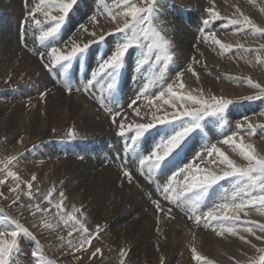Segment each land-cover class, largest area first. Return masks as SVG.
Here are the masks:
<instances>
[{
  "label": "rangeland",
  "instance_id": "rangeland-1",
  "mask_svg": "<svg viewBox=\"0 0 264 264\" xmlns=\"http://www.w3.org/2000/svg\"><path fill=\"white\" fill-rule=\"evenodd\" d=\"M19 2L20 5L18 7L22 13L20 11L13 13L11 8H13L14 5L11 0H0V25H6L14 19L12 21V23L16 22L14 23V41H16V45L19 47V52L16 51L17 55L15 57H6L8 49L0 45V109H2L0 110V179L5 181L0 184V221H3L4 216H8L18 220L25 227H28L36 237V241H38L43 248L45 258L54 261V264H121V261H123V264H168V262L169 264H197L193 258V248H195L198 254L202 251L200 255L206 256L212 264H254L261 255H264V253L257 251V249L264 248V239L257 240L255 236L243 231L245 223L257 225L264 224V212L260 211L259 208L256 210L245 209L247 215H244L243 212L240 213V220L238 221L239 231L250 243H245L240 240L238 236L233 237L228 234L220 236L216 231H213L211 227H208L209 229L207 227H202L203 222L202 226L199 225L200 227L195 223L194 225L199 228H204V231L210 234L209 237H203L201 235L198 237V235L189 234L187 231L182 233L183 231L181 228L183 224H175L173 219L178 211L176 213L175 210L172 211V213H174H171L169 216L166 215L167 213L164 214L166 209L172 207V205H170L168 201L163 200L157 192L156 187L140 175L139 171H137V166L132 162L130 153H125L123 151L122 142L126 144V135L128 136V133L126 132L125 137L120 138L118 125L121 123L117 122L122 120V123H130V121H132L131 119H134L133 114H136L132 109L134 106L141 104L139 105L140 109L147 108L144 104L147 103V100L144 98L137 99L136 104L129 107L130 102L136 99L140 91L142 92L143 89L147 87L148 91L145 95L151 96L153 93H158V85L160 83L166 82L167 84H171L175 91L181 92V95L191 93L197 96L203 95L205 98L216 96L223 97L232 102L227 106L225 113L228 121L227 124L220 120L219 117H206L204 123L206 125L205 135L207 139L198 138L199 143L196 146V151H200L205 144L217 143V141L222 139L225 135L236 132L238 133L237 142H239L240 135H243V142L245 144L253 145L259 155H264V99H244L245 97L255 96L259 92L258 89L251 88L248 85V79L264 86V48H261V46L264 45V35L250 29L238 32L236 29L239 26L230 23L231 19L239 15V13H235L237 12L236 9L239 8L241 12L250 17L253 23L258 27L264 28V0H156V15L158 19L155 23V27L158 31H161L170 45L172 44L171 51L173 53V59L167 61L166 67L163 65L159 66L161 70L164 71L163 80L161 81L159 73L155 69L149 67L152 60H146L138 70H134V66L138 61L135 60V58L140 57L139 59H141L142 53L146 51L143 48H134L128 57V66L123 70L119 91L110 99L108 98V93L105 92L103 96L106 97V99L103 106L100 104L101 94L98 90L99 86L97 85L96 89L86 93L83 91V86L88 78L80 74L83 73L84 69L88 68L89 64H93L96 67V62L106 52L113 48L116 42L122 40L123 37L121 34L117 33V27L123 25L124 19L122 17H117V20L113 21L108 15V12H119L122 10V0H78L77 5L74 6L66 22L63 24L60 34L55 40L45 41L43 44L39 42V30L35 33L36 26L33 23V18L29 15V13L34 11L37 7L43 8L40 4V0H21ZM117 4L121 6L118 8L116 7ZM212 12L219 13V17L213 18ZM18 13H24L23 20L11 16L12 14L18 15ZM41 13L42 11L37 13L36 19L41 17ZM56 14V12H53V15ZM93 16L96 17L95 20L92 19ZM205 20L208 21L207 24L203 23ZM198 23L201 28H198ZM2 28L3 27L0 28V34L4 35V29ZM27 28H30L29 30L34 36L32 35L30 37V35H28ZM92 31L96 33L95 37L91 35ZM187 31L189 32L187 33ZM167 32L168 35H170V33L173 34L169 37L165 34ZM212 32L215 33L216 39H219L222 43L232 45V50H219V45L213 44L210 39H207L209 33ZM25 33H27V35ZM100 35L105 36L106 42L92 44L87 55L78 62L74 61L66 72L60 69L59 66L45 68L44 64L47 60L41 61L39 58V53L41 51H46L49 44L63 47L64 44L69 41H75L80 44L91 43L93 40L99 41ZM61 36L64 38L62 39ZM27 38L31 39L30 41H33L34 44L30 43ZM190 39H193L194 47L189 45L188 41ZM113 41H115V43H112ZM241 45L243 47H240ZM23 53L26 54L27 62L21 61L24 55ZM154 55L155 53H153V57ZM257 55L260 56V60H257ZM26 65L30 67L31 71L28 69L30 72L24 70L27 67ZM189 68L193 69L197 75H193L192 71H188L187 69ZM77 69H79L77 74L73 75L76 73L75 71ZM179 72H183L182 78L178 76ZM206 72H209L210 78L214 80L212 86L206 81ZM77 75H80L79 85H76V82L72 84L70 82L71 78L75 81ZM43 76L47 77L48 81L57 87L44 88L43 83H41L40 87L36 79ZM181 79L185 84V90L179 89ZM150 81H154V83ZM68 83L73 87V91L70 94L67 89L65 90V86ZM60 87L64 88L62 92H59ZM77 87L81 88V91L74 90V88ZM48 92L51 94L50 96L49 94L44 95V93ZM65 94L67 96L71 95L73 97L72 102L76 100L75 103L70 104L68 101L62 100L63 98H68L61 97L65 96ZM228 95H230V97ZM186 106L191 107L190 104ZM85 107L89 110L85 109ZM62 108L71 109L73 114L67 110H60ZM38 110L40 111L38 112ZM115 113H119V115H116L115 122H113V114ZM130 114H132V116ZM11 115L14 116L12 117ZM127 115L130 117H127ZM101 117L106 120L104 124L97 123L98 121H102ZM107 118H109V120H107ZM244 118L247 119L245 120ZM19 120H21L23 126L19 124ZM238 123L243 124V130L236 127ZM94 124L95 126L98 124L110 130L113 134H116V141L111 140L107 143V139L104 138V135L91 138L90 136L93 135H90L91 132L97 134L100 132L103 133V131L95 132L96 127ZM248 124L253 126L251 134H248ZM160 127L161 126L158 125V128ZM209 129H211V131H209ZM152 130L153 131L149 133L150 137L146 134L147 139L154 137V135H158L156 129ZM70 131H74L75 135L69 136L68 133ZM115 144L120 145L119 150H115ZM218 146H220L230 158L234 159L237 164H246L238 153L232 150L231 146L219 144ZM124 156L128 157L127 162L121 159V157ZM103 157H107L105 159L108 160L115 157L114 164L122 178L124 177L123 169L131 170V168H133L135 173L138 172L139 174H137V176L144 182V185L147 184L150 186L147 187V190L149 189L152 191L150 203L147 205L144 203L146 194H144V198L139 196L140 198L138 197L136 201L135 195L131 193L132 191L128 190L129 188H134L133 186L127 187L126 190L121 187V184L116 183V185L109 186L105 184L103 180L97 181L96 178L92 177L94 175L88 177L87 179H89V181L87 182L86 179L82 181L76 177L80 174H86L84 164L87 165L89 163L88 160H90L94 168L98 160H100V167L106 169L108 163L106 161L104 163L102 162ZM8 161H11V163L8 164ZM6 164L7 170L15 172L20 178L19 181L6 175V171L4 170ZM202 166H204V164H201V167ZM135 175L136 174H133V176ZM33 176L36 177L35 180L32 179ZM99 178L100 177H97V179ZM29 183L32 185L31 199H29L28 196ZM131 183H134V181ZM220 183L221 185L223 184V186L225 185V187H231L230 182L227 180L221 181ZM13 188H17V191H12ZM125 191L130 193H125ZM49 192L52 193L49 198L53 201V204H49L48 200L45 199ZM61 192L63 193V197L60 196ZM111 192L114 195H112ZM91 194L92 196L88 198ZM110 194L114 199L109 197V203L112 204L113 201L119 200L118 203L121 204L119 205L120 208H125L123 212H119L117 215H111V218L115 217L113 220L110 217L99 218L96 214L90 217L87 216V209H84L81 205L89 202L94 204L96 209H99L98 204L102 203V200L98 201L95 197L97 196L99 199L102 195L108 196ZM126 195L130 198L134 196L131 199L129 198V200L134 203L125 201ZM78 197L80 199L79 203ZM213 197L215 196L213 195ZM158 198L160 199L161 208L165 209V211H157V209H155L156 205L152 201L155 199L158 200ZM13 200H16L17 203H13ZM61 200L63 201L62 212L64 214L70 215L73 209L80 210L76 213V216L85 223L89 232L95 233L96 226H101V231L92 239L91 245L86 246V249L83 251H75L68 244L69 239H72L73 243H78L80 233L73 232V235L69 237L68 231L71 226V221H69L68 226H65L58 214V210L54 207V204ZM36 204H39L41 209H46L47 211H37L35 208ZM139 205H141V207ZM146 206L152 207V210L150 209L151 211H149ZM173 208L174 207H172V210ZM143 211L144 214H142ZM126 214H128L127 217H130L129 221L131 222H129L127 227L135 236L134 238L131 236V239H125V244L123 238H117L118 235H116V231L119 226L120 228L118 231L124 229L119 220ZM155 214L158 217H156ZM132 217L133 220H131ZM153 218L158 219L155 221ZM143 219L146 220L147 224H150V227L159 228L158 232H160L161 238L163 237L166 241L169 239L166 243H171L172 247L167 244L164 248L166 249L165 251L167 253L164 252L167 256L164 252H161L158 256L153 258H144V256L141 259L139 258V253H137L139 250L137 249L141 247L140 237L142 234L138 232V225L141 228L140 221ZM153 220L161 226L156 224L155 227H153L155 224ZM161 220L164 221L165 226ZM45 223L51 224L52 227H44ZM163 227L166 229H163ZM168 227L171 230H169ZM175 228H177V230ZM163 231L165 232L163 233ZM253 231L256 235L264 237V233L260 232L256 227H253ZM123 232L124 231L121 233L122 236H124ZM168 233L172 241H170V237L168 238ZM164 234L167 235V238ZM187 235L189 237H187ZM195 236L197 238H194ZM188 238L192 239V241L190 240V242ZM202 238L204 240H202ZM18 239L20 241L21 250L14 258L15 264H35V258L31 255L32 251L35 250V241L30 237L23 236ZM210 239H214L216 243ZM227 241L230 245L225 243ZM173 242L175 244H172ZM253 244L256 245V248L252 247ZM208 245L210 249L213 248L214 251H212L214 253L208 248ZM97 249L100 251L96 252ZM120 249L125 253L123 256L121 255L122 251ZM172 251L174 253H171ZM94 252H96L95 255H93ZM157 258L160 259L158 260Z\"/></svg>",
  "mask_w": 264,
  "mask_h": 264
},
{
  "label": "snow or ice",
  "instance_id": "snow-or-ice-1",
  "mask_svg": "<svg viewBox=\"0 0 264 264\" xmlns=\"http://www.w3.org/2000/svg\"><path fill=\"white\" fill-rule=\"evenodd\" d=\"M77 3L78 0H40L43 8L37 7L29 15L33 18L36 28L39 29L38 39L41 44L56 39ZM122 4L121 11L108 12V15L113 21L117 20V17L124 19L123 25L117 27V33L121 34L123 38L97 61L95 69L90 72V78L83 86V91L86 93L96 89L97 85L99 86L102 106L105 103L103 96L105 92L108 93L110 99L119 91L123 70L126 68L128 57L134 48L146 50L142 53V58L137 61L134 70H138L146 60H152L149 67L159 73L161 81L164 71L159 66L166 67L167 61L173 59L169 41L155 27L158 19L156 0H122ZM120 6L117 4L118 8ZM41 11L45 18L44 21L36 19L37 13ZM236 11L239 15L231 19L230 23L239 26L236 29L238 32L250 29L264 35V28L258 27L239 8ZM53 12L57 14L53 15ZM212 16L218 18L219 13L212 12ZM92 19L95 20L96 17L93 16ZM203 23L207 24L208 21L205 20ZM43 25H47V27ZM91 35L95 37L96 33ZM207 39H210L213 44L219 45L223 51H229L232 48V45L224 44L216 39L214 32L209 33ZM100 42H106L104 35H100L99 41L93 40L91 43L85 44L75 41H69L63 47L49 44L46 51L39 53V58L41 61L47 60L44 64L45 68L59 66L66 72L74 61L78 62L87 55L92 44ZM261 48H264V45ZM153 53H155L154 57ZM257 60H260L259 55H257ZM187 70L192 71L193 75H197L193 69ZM178 76L182 78L183 72H179ZM150 82L154 83V81ZM247 83L251 88L258 89L259 92L255 96L244 99H264V86L251 79H248ZM66 86L70 94L73 87L70 83ZM158 87V93H153L150 97L145 95L148 91V88L145 87L142 92L138 93L136 99L130 102L129 107H132L136 104L137 99L144 98L155 111L149 122L136 123L134 126L131 123L118 125L121 137H125L126 132L130 133L126 137L127 143L124 145L123 151L131 153L132 158L137 162V171L156 187L160 197L173 207L185 211L188 218L193 220L197 226L203 222L204 227H212L213 231H216L220 236L225 234L238 236L245 243H250L244 235L240 234L238 221L240 213L243 212L244 215H247L245 209L256 210L259 208L264 212V155H259L253 145L245 144L243 135H240L239 142H237L238 133L236 132L225 135L217 143L205 144L200 151H196L199 139H207L204 123L206 117H219L227 124L225 113L227 106L232 102L216 96L205 98L203 95L197 96L191 93L181 95L180 92L173 89L171 84L166 82L160 83ZM184 88L185 84L181 79L179 89ZM75 90L81 91V88L77 87ZM46 94L44 93V95ZM189 104L191 107L186 106ZM133 111L137 115L140 114L138 108H133ZM116 115L119 113L113 114V122H115ZM158 125L162 127L158 128ZM236 127L243 130V124L238 123ZM252 127L251 124L247 125L248 134H251ZM152 129L157 130L159 139L153 138L149 142L146 134H149ZM68 134L74 136L75 132L70 131ZM218 144L231 146L232 150L237 152L246 164H237ZM121 159L127 162L128 157L124 156ZM7 163L10 164L11 161ZM201 164L205 166L201 167ZM4 170L7 176L19 181L20 178L15 172L7 170V164ZM123 176L129 183L133 181L131 170L123 169ZM32 179L35 180L36 177L33 176ZM225 180L230 182L231 187L221 185L220 189H217L216 186ZM4 182L3 179H0V184ZM31 188L32 185L29 183V199L32 198ZM12 191H17V188H13ZM217 192L219 195L214 198L213 194ZM51 195L52 193L49 192L45 197L49 204H53L49 198ZM60 196L63 197L62 192ZM13 203H17V201L13 200ZM62 203L61 200L55 203L54 207L58 210L65 226H68L71 221L69 237L73 235V232L80 233L78 243H73V240L69 239L68 244L75 251H83L86 246L91 245L92 239L101 231V226H96L95 233L89 232L85 223L76 216L80 210L73 209L70 215L64 214ZM154 203L157 211H165L161 208L160 200H156ZM35 208L37 211H47L41 209L39 204H36ZM166 213L171 215L172 207L167 208ZM214 221L217 222L216 226L213 225ZM44 227L51 228L52 225L45 223ZM253 227L264 233V224L245 223L243 231L255 236L257 240L264 239V237L256 235ZM21 236L30 237L35 241V250L31 253L35 258V264H54V261L45 258L43 248L29 228L8 216H4L3 221H0V264H15L14 258L21 250L18 239ZM252 247L256 248V245L253 244ZM99 251V249L96 250V252ZM257 251L264 253V248L257 249ZM192 252L197 264H212L206 257L198 254L195 248L192 249ZM124 254L122 251L121 255ZM254 264H264V255H261Z\"/></svg>",
  "mask_w": 264,
  "mask_h": 264
},
{
  "label": "bare ground",
  "instance_id": "bare-ground-1",
  "mask_svg": "<svg viewBox=\"0 0 264 264\" xmlns=\"http://www.w3.org/2000/svg\"><path fill=\"white\" fill-rule=\"evenodd\" d=\"M19 1H21V0H11V2H12V4L14 5H12L13 6V8H11V11L13 12V13H17L18 11H20V9H19V5H20V2ZM177 1V0H176ZM202 1V0H201ZM23 2V1H22ZM114 4V3H113ZM97 5V4H96ZM109 5V4H108ZM190 5V4H189ZM216 6V5H215ZM9 7V6H8ZM37 7V6H36ZM117 7V6H116ZM238 7V6H237ZM236 7V8H237ZM109 8V7H108ZM112 8H113V6H112ZM233 8V7H232ZM231 8V9H232ZM111 9V8H110ZM117 9V8H116ZM231 9H229V10H231ZM234 9H235V6H234ZM228 10V9H227ZM227 10H225V11H227ZM224 11V12H225ZM241 11V10H240ZM21 12V11H20ZM96 12V11H95ZM104 12V11H103ZM232 12V11H231ZM22 13V12H21ZM102 13V12H101ZM235 13H237V12H235ZM24 14V13H23ZM23 14H19L18 13V15H16V14H12L11 16L12 17H17V18H20V20L23 18ZM181 14V13H180ZM237 15V14H236ZM166 16V15H165ZM40 20H42V21H44V16H43V12L41 13V17H38ZM1 19V18H0ZM14 20V19H13ZM12 20V21H13ZM23 20V19H22ZM12 21L10 22V23H8V24H4V25H0V28L1 27H3L2 29H4V35H1L0 34V45L1 46H3V47H5V48H7L8 49V51H7V55H6V57L8 56V57H15L17 54H16V51H18L19 50V47H18V45H16V41H14V32H15V25H14V23H16V22H14V23H12ZM106 22V21H105ZM184 23V22H183ZM163 24V23H162ZM186 24V23H185ZM185 24H184V26H185ZM194 24V23H193ZM35 25V24H34ZM227 25V24H226ZM26 26V25H25ZM30 26V25H29ZM43 26H47V25H43ZM85 26V25H84ZM161 26V25H160ZM170 26V25H169ZM232 26V25H231ZM17 27V26H16ZM28 27V26H27ZM164 27V26H163ZM177 27H179V26H177ZM98 28V27H97ZM97 28H95V29H97ZM165 28V27H164ZM163 28V29H164ZM174 28V27H173ZM182 28V27H181ZM198 28H201L200 27V24L198 23ZM220 28V27H219ZM1 29V30H2ZM28 29V28H27ZM30 29V28H29ZM28 29V35H30V37L33 35V33L30 31ZM83 29V28H82ZM94 29V30H95ZM100 29V28H99ZM172 29V28H171ZM191 29V28H190ZM35 30V29H34ZM38 30L39 29H37L36 28V30H35V33H37L38 32ZM165 30V29H164ZM163 30V31H164ZM175 30V29H174ZM172 31V30H171ZM176 31V30H175ZM175 31H174V33H175ZM231 31V30H230ZM236 31V30H235ZM17 32V31H16ZM72 32V31H71ZM178 32V31H177ZM182 32V31H181ZM189 31H187V33H188ZM206 32H207V30H206ZM1 33V32H0ZM91 33H93V31L91 32ZM101 33V32H100ZM99 33V34H100ZM104 33H105V31H104ZM26 35H27V33H25ZM71 34V33H70ZM76 34V33H75ZM106 34V33H105ZM165 34H167L168 35V32L167 33H165ZM173 34V33H172ZM171 33H170V35H172ZM192 34V33H191ZM25 35V36H26ZM98 35V34H97ZM170 35H168L169 37H170ZM11 38H10V37ZM20 36V35H19ZM34 36V35H33ZM71 36H73V35H71ZM96 36V35H95ZM168 36H166V37H168ZM186 36V35H185ZM28 37V36H27ZM78 37V36H77ZM186 37H188V36H186ZM29 38V37H28ZM27 38V39H28ZM61 38H62V36H61ZM64 38V37H63ZM62 38V39H63ZM179 38V37H178ZM81 39V38H80ZM173 39V38H172ZM29 40V42L30 43H33V41L31 42L30 40L31 39H28ZM32 40H34V39H32ZM181 40V39H180ZM58 41V40H57ZM109 42V41H108ZM195 42V41H194ZM201 42H203V41H201ZM18 43V42H17ZM24 43V42H23ZM112 43H115V41H113ZM173 43H175V42H173ZM188 43H189V45L190 46H192V47H194L195 45L193 44V39H190L189 41H188ZM27 44H28V41H27ZM34 44V43H33ZM179 44V43H178ZM32 45V44H31ZM172 45V44H171ZM22 46V45H21ZM21 46H20V48H21ZM178 46H180V45H178ZM174 47V46H173ZM189 47V46H188ZM192 49V48H191ZM179 50V49H178ZM219 50H221V49H219ZM231 50H232V48H231ZM1 51V50H0ZM4 51V50H3ZM2 51V52H3ZM180 51V50H179ZM5 52V51H4ZM19 52V51H18ZM26 52V51H25ZM191 52V51H190ZM24 55H23V57L21 58V61H23V62H27L26 61V54L25 53H23ZM209 54V53H208ZM239 54V53H238ZM21 55V54H20ZM185 55V54H184ZM210 55V54H209ZM140 57H137V58H135V60H140L139 59ZM94 59V58H93ZM134 59V58H133ZM95 60V59H94ZM1 61V60H0ZM21 61H20V63H21ZM96 61V60H95ZM134 61V60H133ZM94 62V61H93ZM135 62V61H134ZM19 63V62H18ZM92 63V62H91ZM97 63V62H96ZM29 64V63H28ZM136 64H137V62H136ZM25 65V64H24ZM188 65H189V63H188ZM27 66V65H26ZM89 66H92V67H94V68H86V69H84V71H83V73L82 74H80L81 76H86L88 79L90 78V72H91V70H94L95 69V66L93 65V64H91V65H89ZM128 66V65H127ZM5 68H7V67H5ZM18 68V67H17ZM31 68H32V63H31ZM222 68V67H221ZM30 70V67L29 66H27L24 70H26V72H27V70ZM132 69V68H131ZM7 70V69H6ZM17 70V69H16ZM21 70V69H20ZM28 70V71H29ZM78 70L79 69H77L75 72L76 73H74L73 75H76L77 74V72H78ZM128 70H130V69H128ZM10 71V70H9ZM31 71V70H30ZM29 71V72H30ZM136 71V70H135ZM134 71V72H135ZM175 71V70H174ZM6 72V71H5ZM132 72V71H131ZM139 72V71H138ZM143 72H145V71H143ZM142 73V72H141ZM209 72H206V76H207V82L212 86V84H213V79H211L210 78V76H209V74H208ZM30 74V73H29ZM132 74H134V73H132ZM136 74V73H135ZM140 74V73H139ZM30 75H32V74H30ZM80 75H77L76 76V78H75V81L73 80V78H71V83L73 84L74 82H76L77 84L76 85H79V83H80V81H79V76ZM34 76V75H33ZM127 77V76H126ZM132 77V76H131ZM233 77V76H232ZM29 78H31V77H29ZM35 79V78H34ZM124 79H126V78H124ZM140 79V78H139ZM36 82L38 83V85H40V87H41V83H43V85H44V88H48V87H57V86H55V85H53L51 82H49L48 81V79H47V77H38V79H36ZM51 83V84H50ZM216 84V83H215ZM134 85V84H133ZM137 85V84H136ZM195 85V84H194ZM219 85V84H218ZM240 85V84H239ZM39 87V88H40ZM132 87V86H131ZM130 87V88H131ZM141 87V86H140ZM219 87H220V85H219ZM43 88V87H42ZM133 88V87H132ZM190 88V87H189ZM195 88V87H194ZM222 88V87H221ZM64 88L63 87H60V91L59 92H62V90H63ZM67 89V86H65V90ZM126 89V88H125ZM139 89V88H138ZM74 90H75V88H74ZM185 90V89H184ZM222 90H224V89H222ZM131 91V90H130ZM139 91V90H138ZM217 91V90H216ZM141 92V91H140ZM211 92V91H210ZM181 93V92H180ZM186 93V92H185ZM47 94H49V92L47 93ZM56 94V93H55ZM117 94V93H116ZM51 94H49V96H50ZM57 95V94H56ZM129 95H130V93H129ZM222 95H223V93H222ZM131 96V95H130ZM150 96V95H149ZM229 97H230V95H228ZM236 96V95H235ZM62 98L63 97H68L67 99H65V98H63L62 100H65V101H68L70 104H73V103H75V101L74 102H72L73 101V97L71 96V95H66L65 94V96H61ZM72 98V100H71V98ZM59 99H61V98H59ZM105 99H106V97H105ZM133 99V98H132ZM50 100V99H49ZM54 100H57V99H54ZM53 101V100H52ZM88 102V101H87ZM157 103H159V102H157ZM56 104V103H55ZM143 104V103H142ZM145 105H146V107L147 108H143V109H140L139 107V105H141V104H139L138 106H134L133 108H138V110H139V115H137V114H133V118L134 119H131L132 121H130V123L131 124H133V126L136 124V123H140V122H149L150 120H151V117H152V115H153V113H154V109L153 108H151L147 103H144ZM52 105V104H51ZM54 105V104H53ZM62 107V106H61ZM1 108H2V106H1ZM70 108V107H69ZM69 108H62V109H60V110H67V111H69L71 114H73V112L71 111V109H69ZM132 108V109H133ZM85 109H87V110H89L88 108H86L85 107ZM0 110H2V109H0ZM21 110V109H20ZM242 110V109H241ZM40 110H38V112H39ZM66 111V112H67ZM2 112V111H1ZM37 112V111H36ZM41 112H42V110H41ZM98 112V111H97ZM130 112V111H129ZM133 112V111H132ZM7 113V112H6ZM75 113V112H74ZM126 113V112H125ZM135 113V112H134ZM24 114V113H23ZM95 114V113H94ZM101 114V113H100ZM127 114V113H126ZM4 115V114H3ZM98 115V114H97ZM123 115H125V114H123ZM131 116H132V114H130ZM157 115H159V113H157ZM12 117L14 116V115H11ZM66 116V115H65ZM100 116V115H99ZM99 116H96V117H99ZM126 116V115H125ZM18 117V116H17ZM24 117V116H23ZM94 117V116H93ZM105 117V116H104ZM127 117H130V116H128L127 115ZM25 118V117H24ZM23 118V119H24ZM68 118V117H67ZM66 118V119H67ZM132 118V117H131ZM10 119V118H9ZM14 119H15V117H14ZM89 119H90V117H89ZM101 119H102V117H101ZM123 119V118H122ZM17 120V119H16ZM97 120H100V119H97ZM107 120H109V118H107ZM120 120H121V118H120ZM126 120H128V119H126ZM14 121V120H13ZM18 121V120H17ZM23 121V120H22ZM92 121H94V120H92ZM106 120H104V118L102 119V121H98L97 123H101V124H104V122H105ZM117 121V120H116ZM129 121H127V122H129ZM19 124H21L22 125V123H21V120H19ZM25 122V121H24ZM117 122H120V123H122V120L121 121H117ZM239 122V121H238ZM10 123V122H9ZM89 123H91V122H89ZM95 123V122H94ZM15 124V123H14ZM24 124V123H23ZM125 124V123H124ZM127 124V123H126ZM16 125H17V123H16ZM93 125V124H92ZM23 126V125H22ZM91 126V125H90ZM94 126H95V124H94ZM230 126V125H229ZM0 127H1V125H0ZM92 127V126H91ZM96 129H95V132H99V131H103V133H90V135H92V136H90L91 138H93V137H98V136H100V135H104V138L105 139H107V143L109 142V141H116V139H115V137H116V134H113L110 130H107V129H105L104 127H102V126H99L98 124H96ZM113 127V126H112ZM117 127V126H116ZM162 127V126H161ZM20 129L22 130V128L20 127ZM116 130V129H115ZM150 131H153V130H150ZM26 132V131H25ZM82 132V131H81ZM89 132V131H88ZM21 133V132H20ZM38 133V132H37ZM18 134V133H17ZM112 135V136H111ZM128 135H130V133H128ZM149 135V134H148ZM101 136V137H102ZM151 136H152V134H151ZM95 137V138H96ZM126 137H127V135H126ZM149 137H150V135H149ZM153 138H155V139H159V135H154V137H152V138H150V139H148V141L149 142H151V140L153 139ZM102 143V142H101ZM127 143V142H126ZM107 145V144H106ZM115 150H119V147H120V145L119 144H115ZM123 148V147H122ZM102 151V150H101ZM54 152H57V151H54ZM57 154V153H56ZM107 154V153H106ZM146 154V153H145ZM105 155V154H104ZM130 155H131V153H130ZM106 156V155H105ZM111 157V156H110ZM105 158H107V157H103V159H102V162L104 163L105 161L108 163V167L106 168V169H104V168H101L100 167V164H99V162H100V160H98V163L96 164V167L94 168L93 167V165L91 164V162H90V160H88L89 161V163L87 164V165H85L84 164V168H86V170H85V175H82V174H80V175H77L76 177H78V179H80V180H84V179H86V182L87 181H89V179H87L88 177H91L92 175H94V176H92L93 178H96V180L98 181V180H103V182L105 183V184H107V185H109V186H113V185H116V183L117 184H121L122 186L121 187H123V188H125L126 190H127V187L129 188V186H133L134 188H129L128 190H130V191H132L131 193H133L134 195H135V199H136V201H137V198L139 197V196H141V197H143L144 198V194H146L145 196H146V198H144L145 199V204L147 205V204H149L150 203V195L152 194V191H150L149 189V191L147 190V187H150V186H148L147 184H145L144 185V182L143 181H141V179L137 176V174H139L138 172L137 173H135V171H134V169L133 168H131V171H132V173L133 174H136L135 176H133V181H134V183H129L128 182V180H127V178L126 177H121V175L119 174V171H118V169L116 168V166H115V164H114V160H115V157H112V158H110L109 160L108 159H105ZM131 158H132V156H131ZM94 162V161H93ZM132 162L137 166V162L132 158ZM103 165V164H102ZM205 166V165H204ZM204 166H202V167H204ZM209 167H211V165H208ZM88 171V172H87ZM97 177H100L99 179H97ZM93 178H92V181H93ZM142 178V177H141ZM144 179V178H143ZM157 179H159V178H157ZM99 183V182H98ZM227 183V182H226ZM97 184V183H96ZM100 184V183H99ZM223 185V184H222ZM220 186H221V183H220V185H217L216 187H217V189H220ZM225 186V185H224ZM104 187V186H103ZM121 187H120V189H121ZM146 187V188H145ZM113 189V188H112ZM97 190V189H96ZM110 190H111V187H110ZM96 192V191H95ZM126 192H128V191H125V193ZM110 193V192H109ZM128 193H130V192H128ZM111 194H112V192H111ZM111 194L110 195H102L99 199H98V197L96 196L95 198H97V200L98 201H101L102 200V203H99L98 204V208L99 209H96V207L94 206V204H92V203H89V202H86V203H84L83 205H81V206H83L84 207V209H87V211H88V214H87V216H92L93 214H96L99 218H101V217H107V218H111V215H117V213H119V212H123V209H125L124 207L123 208H120V206L119 205H121V204H119L118 203V201H113V203L112 204H110L109 203V197L110 198H112V199H114V197L113 196H111ZM96 195V194H95ZM101 195V194H100ZM99 195V196H100ZM112 195H114V194H112ZM131 195V194H130ZM215 197L214 198H217L218 197V195H219V192H217V193H214L213 194ZM88 196V195H87ZM86 196V197H87ZM92 196V194L91 195H89V197L88 198H90ZM154 196V195H153ZM132 197H134V196H132ZM131 197V198H132ZM80 198H83V197H80ZM129 198L130 197H128L127 195H126V197H125V201H127V202H133V201H130L129 200ZM130 198V199H131ZM140 198V197H139ZM142 199V198H141ZM154 199V198H153ZM156 200V199H155ZM154 200V201H155ZM158 200H160L159 198H158ZM162 200V199H161ZM88 201V200H87ZM123 201V200H122ZM154 201H152V202H154ZM66 202V201H65ZM80 202V199H79V197H78V203ZM110 202H111V200H110ZM162 202V201H161ZM164 202V201H163ZM134 203V202H133ZM140 203V202H139ZM167 203V202H166ZM122 204H124V203H122ZM129 204H131V203H129ZM144 204V205H145ZM155 204V203H154ZM153 204V205H154ZM163 205V204H162ZM69 206V205H68ZM140 207H141V205H139ZM135 207V206H134ZM145 207V206H144ZM147 207V206H146ZM154 207V206H153ZM173 207V206H172ZM120 208V209H119ZM148 209H149V211H151L152 210V207H147ZM155 208V207H154ZM140 209V208H139ZM142 209V208H141ZM151 209V210H150ZM156 209V208H155ZM154 210V209H153ZM175 210V213L178 211V213L177 214H175V216H174V222H175V224H177V223H179V224H183L182 225V228H181V230L183 231L182 233H184V231H187L189 234H193V235H198V237L201 235V236H208L209 237V233L207 232H205L204 231V226H202V223H201V226L202 227H204V228H199V227H197V226H195L194 225V221L193 220H191V219H189L188 218V215H186V213H185V211H182L181 209H179V208H176V207H174L173 208V210L172 211H174ZM252 210V209H251ZM148 211V212H149ZM147 212V213H148ZM142 213V212H141ZM158 213V212H157ZM156 213V214H157ZM174 213V212H173ZM172 213V214H173ZM136 214V213H135ZM142 214H144V211H143V213ZM155 214V215H156ZM159 214V213H158ZM160 214H162V213H160ZM164 214H166V212L164 213ZM127 215L128 214H126L124 217H122L119 221H120V224H121V226L124 228H121V229H123L122 231H124L123 233V235L124 236H122L121 235V233H122V231L120 230V231H118L119 230V228H120V226L118 227V229H117V231H116V235H118V237L117 238H123L124 239V242H125V239H131V236H133V238H134V236L135 235H133L132 234V232L130 231V229H128V224H129V218L130 217H127ZM148 215H149V213H148ZM147 215V216H148ZM152 215V214H151ZM167 216H169L168 214H166ZM165 215V216H166ZM141 216V215H140ZM143 216V215H142ZM149 217V216H148ZM156 217H158L157 215H156ZM155 217V218H156ZM172 217V216H171ZM170 217V218H171ZM113 218H115V217H113ZM113 218H111L112 220H113ZM135 218V217H134ZM141 218V217H140ZM155 218H153L155 221L158 219H155ZM139 219V218H138ZM147 219V218H146ZM149 219H150V217H149ZM159 219H161V218H159ZM168 219V218H167ZM99 220V219H98ZM131 220H133V217L131 218ZM153 220V222H155ZM164 220V219H163ZM163 220H161V222L163 221ZM165 220H166V218H165ZM149 221V220H148ZM150 221H152V220H150ZM160 221V220H159ZM170 221V220H169ZM83 222V221H82ZM99 222H100V220H99ZM98 222V223H99ZM141 222V228L139 227V225H138V232H139V234H142L141 235V237H140V239H141V243H140V246L142 247H140V248H138L137 250H139V251H137V253H139V258L141 259L143 256H144V258H153V257H155V256H158L161 252H164L166 249H164L165 247H166V245L168 244V243H166V242H168V240L166 241L163 237V240H162V238H161V235H160V232H158V230H159V228L158 229H156V228H152V227H150V224H147L146 223V220L145 219H143V220H141L140 221ZM152 222V223H153ZM168 222V221H167ZM172 222V221H171ZM171 222H170V224H171ZM174 222H173V224H174ZM93 223V222H92ZM131 223V222H130ZM160 223V222H159ZM136 224V223H135ZM139 224V223H138ZM157 223L155 222V224H154V226L153 227H155V225H156ZM169 224V223H168ZM96 225V224H95ZM158 225V224H157ZM160 225V224H159ZM158 225V226H159ZM163 225L165 226V224H164V221H163ZM214 226H216L217 225V222H215L214 221V224H213ZM131 226V225H130ZM161 226V225H160ZM179 226V225H178ZM107 227V226H106ZM170 227H171V225H170ZM173 227V226H172ZM174 227H175V225H174ZM173 227V228H174ZM103 228V227H102ZM169 228V227H168ZM172 228V229H173ZM180 228V227H179ZM208 228V227H207ZM212 228V227H211ZM104 229V228H103ZM163 229H166V228H164L163 227ZM176 230H177V228H175ZM209 229V228H208ZM207 229V230H208ZM108 230V229H107ZM114 230V229H113ZM116 230V229H115ZM169 230H171L170 228H169ZM137 231V230H136ZM160 231H161V228H160ZM137 232V233H138ZM162 232V231H161ZM165 231H163V233H164ZM167 232V231H166ZM186 232V233H187ZM113 233V232H112ZM137 233H136V235H137ZM170 233V232H169ZM168 233V234H169ZM181 233V232H180ZM107 234V233H106ZM166 234V233H165ZM164 234V236L166 237L167 235H165ZM174 234V233H173ZM188 234V235H189ZM204 234H206V235H204ZM184 235H186V234H184ZM187 235V237H189ZM193 235H192V237H193ZM176 236V235H175ZM174 236V237H175ZM180 236H181V234H180ZM114 237V236H113ZM170 237V234H169V236H168V238ZM173 237V236H172ZM178 237V236H177ZM192 237H190V238H192ZM212 237V236H211ZM233 237H235V236H233ZM116 238V237H115ZM167 238V237H166ZM183 238H184V236H183ZM194 238H197L196 236L194 237ZM213 238V237H212ZM175 239V238H174ZM173 239V240H174ZM176 239H178V238H176ZM189 239V238H188ZM193 239V238H192ZM192 239H189V241L191 240L192 241ZM208 239V238H207ZM122 240V239H121ZM197 240V239H196ZM202 240H204L203 238H202ZM209 240V239H208ZM210 240H212V239H210ZM108 241V240H107ZM118 241V240H117ZM135 241H136V239H135ZM170 241H172V239H171V237H170ZM190 241V242H191ZM198 241V240H197ZM212 241H214L215 242V240L213 239ZM211 241V242H212ZM216 241H218V240H216ZM230 241V240H229ZM114 242V241H113ZM128 242V241H127ZM165 242V243H164ZM219 242V241H218ZM217 242V243H218ZM120 243V242H119ZM170 243V242H169ZM177 243V242H176ZM206 243V242H205ZM216 243V242H215ZM225 243H228V241L227 242H225ZM125 244H126V242H125ZM172 244H175L174 242L172 243ZM222 244V243H221ZM229 244V243H228ZM233 244V243H232ZM134 245H135V242H134ZM168 245H170L171 246V243L170 244H168ZM204 245V244H203ZM223 245H224V243H223ZM230 245V244H229ZM130 246V245H129ZM169 246V247H170ZM207 246V245H206ZM205 246V247H206ZM209 246V245H208ZM215 246H216V244H215ZM234 246V245H233ZM66 247V246H65ZM126 247V246H125ZM172 247V246H171ZM173 247H176V246H173ZM181 247V246H180ZM223 247V246H222ZM227 247V246H226ZM225 247V248H226ZM236 247V246H235ZM131 248V247H130ZM209 249H210V246L208 247ZM176 249V248H175ZM208 249V250H209ZM215 249V248H214ZM217 249H218V246H217ZM121 250V249H120ZM168 250H171V249H168ZM172 250H173V248H172ZM183 250V249H182ZM211 251L213 250V248L212 249H210ZM219 250H220V248H219ZM234 250V249H233ZM122 251V250H121ZM127 251V250H126ZM214 251V250H213ZM212 251V253H214ZM216 251V250H215ZM166 252V251H165ZM164 252V253H165ZM174 252H175V250H174ZM173 251L171 252V253H174ZM202 252V251H201ZM201 252L199 253V254H201ZM116 253V252H115ZM167 253V252H166ZM166 253H165V255H166ZM170 253V254H171ZM176 253V252H175ZM169 254V255H170ZM164 255V254H163ZM211 255V254H210ZM214 255V254H213ZM167 256V255H166ZM172 256V255H171ZM226 256V255H225ZM160 257V256H159ZM191 257V256H190ZM206 257V256H205ZM213 257V256H212ZM118 258V257H117ZM117 258H116V260H117ZM130 258V257H129ZM137 258V257H136ZM176 258V257H175ZM58 259V258H57ZM125 259V258H124ZM156 259V258H155ZM158 259V258H157ZM160 259V258H159ZM158 259V260H159ZM178 259V258H177ZM133 260H134V258H133ZM137 260V259H136ZM143 260V259H142ZM150 260H154V259H150ZM171 260V259H170ZM72 261V260H71ZM169 261V260H168ZM173 261H174V258H173ZM119 262V261H118ZM122 262V261H121ZM132 262V261H131ZM134 262V261H133ZM137 262V261H136ZM156 262V261H155ZM191 262V261H190ZM189 262V263H190ZM214 262V261H213ZM59 263V262H58ZM111 263V262H110ZM139 263V262H138ZM112 264V263H111ZM156 264V263H155ZM165 264V263H164ZM168 264H169V262H168ZM180 264V263H179ZM245 264V263H244Z\"/></svg>",
  "mask_w": 264,
  "mask_h": 264
}]
</instances>
